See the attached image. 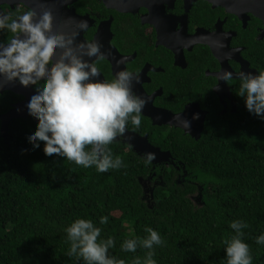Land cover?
<instances>
[{
	"label": "trees",
	"instance_id": "trees-1",
	"mask_svg": "<svg viewBox=\"0 0 264 264\" xmlns=\"http://www.w3.org/2000/svg\"><path fill=\"white\" fill-rule=\"evenodd\" d=\"M14 101L0 94V115ZM228 120L208 121L200 140L161 134L163 148L183 160L177 164L154 166L112 143L127 167L105 173L45 155L42 141L34 148L28 133L36 125L28 121L14 119L5 138L0 120V264H83L67 256L64 229L77 217L93 220L101 238L113 237L109 252L125 264L146 250L124 252L121 243L146 235L145 226L166 242L155 247L156 264H225L222 241L234 234L230 222L243 220L252 264H264V245L255 242L264 232V119L243 98ZM151 170L158 177L146 189ZM103 215L109 219L101 225Z\"/></svg>",
	"mask_w": 264,
	"mask_h": 264
},
{
	"label": "flooded vegetation",
	"instance_id": "flooded-vegetation-1",
	"mask_svg": "<svg viewBox=\"0 0 264 264\" xmlns=\"http://www.w3.org/2000/svg\"><path fill=\"white\" fill-rule=\"evenodd\" d=\"M226 2L0 0V13L16 10L39 13L40 5L44 4L52 11L53 28L64 32L75 31L79 21H87V29L79 32L76 41L99 42L104 58L84 59L96 65L101 80H111L121 70L131 71L138 78L133 80L134 94L147 101L140 127L133 128L129 123L125 133L116 137L113 144L146 160L138 150L143 151V138L147 137L151 145L171 153L168 162L177 164L183 160L163 148L161 134L178 130L187 141L200 140L208 121L227 123L233 116L238 117L243 99L237 95L238 74L243 71L255 75L258 70H264L263 5L257 4L262 10L255 8L239 16L229 10ZM11 35L0 32V41H6ZM225 70L233 73L232 80H219ZM11 83L15 91L0 93L10 92L15 96L16 101L9 110L28 100L34 91L33 85ZM22 113L25 116L18 119L37 125V118L28 113L26 104ZM194 114L198 118L193 119ZM179 116L189 120L190 127L185 128L177 119ZM202 123L201 137L196 139L191 130L198 129ZM152 170L149 187L156 184L158 177Z\"/></svg>",
	"mask_w": 264,
	"mask_h": 264
},
{
	"label": "clouds",
	"instance_id": "clouds-1",
	"mask_svg": "<svg viewBox=\"0 0 264 264\" xmlns=\"http://www.w3.org/2000/svg\"><path fill=\"white\" fill-rule=\"evenodd\" d=\"M87 26V21L81 20L75 31L55 30L52 11L44 4L39 13H0V32L12 34L0 41V78L19 81L24 87L34 86L26 102L28 113L38 118L35 130L28 133L34 148H39L42 141L45 155L56 154L83 168L94 167L105 173L127 167L121 156L113 155L109 145L125 133L129 123L133 128L140 127L147 101L134 94L132 84L136 77L131 71H118L111 80L99 79L96 65L84 57L102 60L100 43L76 41ZM232 79L233 73L227 70L219 75V80ZM237 79V95L244 98L249 113L264 119V70L255 75L242 71ZM196 118L198 114H194L193 119ZM177 119L185 128L190 127L186 118ZM154 158V154H146L147 162ZM108 219L107 215L100 216L99 224H107ZM229 227L234 234L222 241L225 264H252L249 245L243 239V229L248 224L233 220ZM64 231L68 257L82 260L83 264H125L110 254L115 240L111 236L101 238L102 229L93 220L77 217ZM144 232L143 237L125 239L120 245L124 252L146 250L143 257L135 256L131 264H156L155 247L166 243L152 227L145 226ZM255 242L264 245V232Z\"/></svg>",
	"mask_w": 264,
	"mask_h": 264
},
{
	"label": "water",
	"instance_id": "water-1",
	"mask_svg": "<svg viewBox=\"0 0 264 264\" xmlns=\"http://www.w3.org/2000/svg\"><path fill=\"white\" fill-rule=\"evenodd\" d=\"M257 4H261L264 7V0H227L225 5L229 8L230 11L234 13L236 12L239 16H243L246 11H254L255 8L261 9V7H257ZM240 6H243V8H241ZM6 90L15 91L14 86L11 82L4 81L3 78H0V93H3ZM26 102L27 100L18 104L16 107L7 111L6 113L0 115L1 135L4 136L5 138L7 137L9 133V127H10L11 121L14 119L21 118L22 116H25V114L22 113V109L24 108ZM146 115L150 116L149 114H146ZM203 128H204V124L202 123L198 129L191 130V133L194 134L196 139H200ZM130 142L134 145H137L136 141H134L133 139H131ZM143 142L145 144V146L142 148L143 151H140V150L138 151L141 155L144 154L145 158H146L147 153L154 154L155 158L151 161V163L154 166H156L157 164L158 165L170 164V162H168V159L171 156V153L169 151L164 152L160 148L154 147L148 141L147 137L143 138ZM161 159H164V161ZM144 182H143V185L146 188L148 186L147 181L145 180Z\"/></svg>",
	"mask_w": 264,
	"mask_h": 264
}]
</instances>
